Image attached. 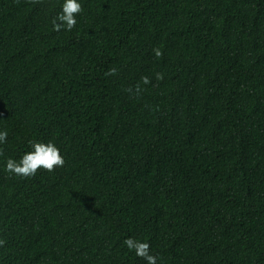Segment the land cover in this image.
<instances>
[{
    "label": "trees",
    "instance_id": "trees-1",
    "mask_svg": "<svg viewBox=\"0 0 264 264\" xmlns=\"http://www.w3.org/2000/svg\"><path fill=\"white\" fill-rule=\"evenodd\" d=\"M78 2L0 0V264H264V0Z\"/></svg>",
    "mask_w": 264,
    "mask_h": 264
},
{
    "label": "clouds",
    "instance_id": "clouds-1",
    "mask_svg": "<svg viewBox=\"0 0 264 264\" xmlns=\"http://www.w3.org/2000/svg\"><path fill=\"white\" fill-rule=\"evenodd\" d=\"M82 11V6L78 0H63L61 11L53 18L54 30L59 31L62 28L70 31L75 27L77 21L76 16ZM153 52L156 57L162 56L159 48H154ZM116 69H110L106 75H114ZM156 79H163L162 73H156ZM144 84L150 82L148 77H142ZM131 91V89H129ZM139 87L136 92H139ZM7 140V131H0V143ZM31 150L25 152L19 160L8 158L5 162V171L15 176L31 177L38 170L44 169L52 172L57 167H62L65 163L64 157L61 155L59 148L52 142L30 141ZM2 155V153H0ZM124 245L135 254L146 261V264H156L157 257L150 252V245L132 237L124 240Z\"/></svg>",
    "mask_w": 264,
    "mask_h": 264
}]
</instances>
